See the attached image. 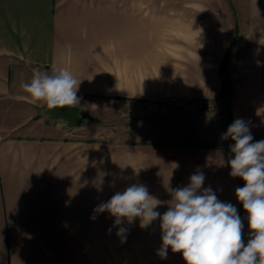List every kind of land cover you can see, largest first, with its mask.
Segmentation results:
<instances>
[{
    "label": "crops",
    "instance_id": "obj_1",
    "mask_svg": "<svg viewBox=\"0 0 264 264\" xmlns=\"http://www.w3.org/2000/svg\"><path fill=\"white\" fill-rule=\"evenodd\" d=\"M34 68L67 69L79 98L114 92L145 104L130 154L23 99ZM225 94L231 122L245 120L252 142L264 140V0H0V264H186L170 247L158 255L159 219L114 225L94 210L144 184L163 215L170 190L197 171L201 191L237 208L246 246L248 213L235 195L245 182L228 163L234 141L185 105Z\"/></svg>",
    "mask_w": 264,
    "mask_h": 264
},
{
    "label": "clouds",
    "instance_id": "obj_2",
    "mask_svg": "<svg viewBox=\"0 0 264 264\" xmlns=\"http://www.w3.org/2000/svg\"><path fill=\"white\" fill-rule=\"evenodd\" d=\"M80 82L67 69L48 74L34 68L31 81L21 85L28 94L23 99L31 103L43 101L48 109L79 106ZM229 137L234 141L230 145L234 158L228 161L230 176L245 182L235 195L248 213L250 239L246 246L237 208L218 200L211 187L201 191L205 180L202 171L191 175L186 186L170 190L172 200L163 215L155 210L162 202L150 195L144 184L117 191L94 211L109 212L115 217L114 225L139 218L141 226L146 227L159 219L161 258H166L170 247L172 252L182 253L186 264H264V140L252 142L250 128L243 119L234 120L222 134V139ZM125 232L120 227L117 236L123 237Z\"/></svg>",
    "mask_w": 264,
    "mask_h": 264
},
{
    "label": "rangeland",
    "instance_id": "obj_3",
    "mask_svg": "<svg viewBox=\"0 0 264 264\" xmlns=\"http://www.w3.org/2000/svg\"><path fill=\"white\" fill-rule=\"evenodd\" d=\"M229 102L225 94L218 102L192 101L185 105L187 109L195 110L196 115L200 110L202 114L196 118L202 120L204 125L211 126L220 139L232 123ZM80 104L83 106V115L78 123L79 130L91 141L107 143L108 149L118 146L120 152L112 154L129 155L131 142L138 139L140 133H145V121L141 122L145 117L141 113L147 106L141 102L115 98L114 92H109L81 97ZM161 107L168 109L171 106L155 103L156 110ZM108 154L111 153L108 151Z\"/></svg>",
    "mask_w": 264,
    "mask_h": 264
},
{
    "label": "water",
    "instance_id": "obj_4",
    "mask_svg": "<svg viewBox=\"0 0 264 264\" xmlns=\"http://www.w3.org/2000/svg\"><path fill=\"white\" fill-rule=\"evenodd\" d=\"M43 114L52 120H62L67 123L69 127H75L79 123L82 116V107L79 106H65L64 108L43 110Z\"/></svg>",
    "mask_w": 264,
    "mask_h": 264
},
{
    "label": "trees",
    "instance_id": "obj_5",
    "mask_svg": "<svg viewBox=\"0 0 264 264\" xmlns=\"http://www.w3.org/2000/svg\"><path fill=\"white\" fill-rule=\"evenodd\" d=\"M82 115H83V111H82Z\"/></svg>",
    "mask_w": 264,
    "mask_h": 264
}]
</instances>
